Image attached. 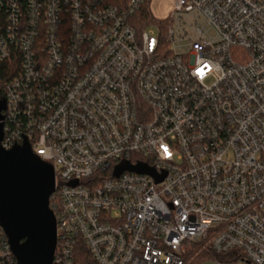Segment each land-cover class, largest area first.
Instances as JSON below:
<instances>
[{
    "label": "built area",
    "instance_id": "built-area-1",
    "mask_svg": "<svg viewBox=\"0 0 264 264\" xmlns=\"http://www.w3.org/2000/svg\"><path fill=\"white\" fill-rule=\"evenodd\" d=\"M143 2L0 0L1 146L54 167V262L187 264L196 241L264 264V0H174L137 31Z\"/></svg>",
    "mask_w": 264,
    "mask_h": 264
},
{
    "label": "water",
    "instance_id": "water-1",
    "mask_svg": "<svg viewBox=\"0 0 264 264\" xmlns=\"http://www.w3.org/2000/svg\"><path fill=\"white\" fill-rule=\"evenodd\" d=\"M2 137L0 122V223L17 264H56L57 223L50 207L56 188L54 167L33 152L27 139L7 150L1 146ZM125 169L150 174L157 182L165 176L142 163H124L116 175Z\"/></svg>",
    "mask_w": 264,
    "mask_h": 264
},
{
    "label": "trees",
    "instance_id": "trees-1",
    "mask_svg": "<svg viewBox=\"0 0 264 264\" xmlns=\"http://www.w3.org/2000/svg\"><path fill=\"white\" fill-rule=\"evenodd\" d=\"M106 2L118 6L120 9H126L129 0H106ZM148 3L149 0H144L140 9L130 17L129 21L136 28L137 31H141L151 21L163 22L156 20L154 18H150V14L147 9ZM9 77L10 76H8V78ZM187 245H188V250L186 251L185 254V257L188 260L187 264H205L208 261V259L212 256H215L222 261H227L228 258H232L231 254H223V253L217 254L210 250H205V249L199 250L200 243L196 241L188 242Z\"/></svg>",
    "mask_w": 264,
    "mask_h": 264
},
{
    "label": "rangeland",
    "instance_id": "rangeland-1",
    "mask_svg": "<svg viewBox=\"0 0 264 264\" xmlns=\"http://www.w3.org/2000/svg\"><path fill=\"white\" fill-rule=\"evenodd\" d=\"M174 8V0H149L148 3V12L150 14V18H154L156 20H164L169 16ZM150 28L158 31L156 25L151 24ZM205 264H217L214 260H209Z\"/></svg>",
    "mask_w": 264,
    "mask_h": 264
}]
</instances>
